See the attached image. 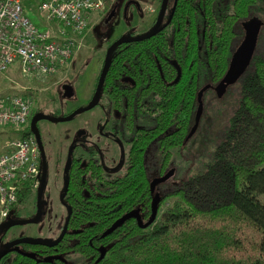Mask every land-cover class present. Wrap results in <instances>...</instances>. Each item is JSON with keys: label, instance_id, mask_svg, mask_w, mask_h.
I'll return each mask as SVG.
<instances>
[{"label": "trees", "instance_id": "obj_1", "mask_svg": "<svg viewBox=\"0 0 264 264\" xmlns=\"http://www.w3.org/2000/svg\"><path fill=\"white\" fill-rule=\"evenodd\" d=\"M262 4L230 0L223 8L221 0H176L153 35L113 48L101 94L132 131L123 173L109 177L98 160L79 171L84 179H72L69 172V230L62 240L71 259L15 254L4 264H264V19L259 50L239 77L238 100L210 158L163 190L161 202L167 197L172 202L151 223L140 227L129 217L103 234L127 211L137 210L142 222L148 219L153 192L146 147L156 142L161 174L190 131L198 89L209 84L204 93L213 90L226 70L233 38L242 33L239 24L251 13L261 14ZM15 95L31 97L23 91ZM138 124L142 127L134 129ZM13 133L31 132L26 125ZM29 191L22 182L11 218L20 217ZM36 247L24 245L27 251ZM100 247L104 255L96 261Z\"/></svg>", "mask_w": 264, "mask_h": 264}, {"label": "rangeland", "instance_id": "obj_2", "mask_svg": "<svg viewBox=\"0 0 264 264\" xmlns=\"http://www.w3.org/2000/svg\"><path fill=\"white\" fill-rule=\"evenodd\" d=\"M114 0H112L113 2ZM117 1V0H115ZM119 6L115 12L110 14L111 19L104 28L96 27L102 20V13L105 10L92 16L91 21L86 27L83 34L77 38L74 53L67 64L60 69L54 71L48 76L40 79L24 72L19 65L10 64L6 70L0 72V94L15 95L16 93L25 92L31 94L33 104L31 110L39 108L48 115H65L77 106L85 103L91 91L93 90L96 75L101 67L106 46L114 39L122 35H137L144 28L148 27L154 19L160 0H118ZM230 0H221L222 7L225 8ZM111 2V3H112ZM172 0L167 1V7L164 17L168 16ZM263 11L261 14L255 12L245 19L255 18L259 22L264 19V4L261 5ZM23 8L26 16L37 27L44 28L53 25V22H46L36 11V0L23 1ZM153 8L154 12H148L146 9ZM227 10H230L228 7ZM99 20V21H98ZM241 22V23H242ZM92 29V27H94ZM239 24L238 29L240 30ZM242 30V26H241ZM260 30V29H259ZM103 36L104 40H100ZM129 36V35H128ZM240 40V38H239ZM238 37L233 38L230 45V53L234 50L238 43ZM259 47L255 45L254 52ZM240 78L235 82L228 84L221 93L216 90H209L200 97L201 112L193 131L188 133L184 144L178 148L172 149V162L167 169L172 168L173 172L169 178L155 186V191L162 193L164 189L169 187L174 180H179L187 175L197 172L202 168L204 162L210 158V152L214 145L222 138L226 128L228 118L232 108L238 100V83ZM69 83L73 86L72 97L61 96V84ZM104 103V100L101 101ZM106 115V107L100 109L97 105L79 112L73 118L66 121H46L40 122L43 131L44 141L50 153L56 146L61 154L58 156V168L56 171L57 178L50 172L48 181L44 187V195L42 198L46 210L37 222L25 223L11 226L9 233L13 235H29L31 237H43L51 235L50 222L56 221L53 217L57 207V193L59 184L60 170L62 169L63 153L68 145L69 134H73L77 127H83L86 130L84 138L92 137L94 141L101 142L105 137L99 135L97 123ZM26 126V125H25ZM24 126V127H25ZM13 126H0V150L6 148L7 142L13 138ZM99 135V136H98ZM146 155V168L149 176H158L159 155L156 148V142L151 143ZM59 152V153H60ZM116 155V154H115ZM209 155V156H208ZM117 163L116 158L109 167ZM111 169V168H110ZM124 167L113 169L110 174L121 175ZM173 175V176H172ZM35 188L31 189L25 201L19 205L18 214L20 217H28L34 211ZM50 199V200H49ZM49 200V201H48ZM172 202V198H165L158 208V213L163 211ZM51 204V205H50Z\"/></svg>", "mask_w": 264, "mask_h": 264}, {"label": "built area", "instance_id": "obj_3", "mask_svg": "<svg viewBox=\"0 0 264 264\" xmlns=\"http://www.w3.org/2000/svg\"><path fill=\"white\" fill-rule=\"evenodd\" d=\"M23 1L0 0V72L16 62L24 72L42 79L67 64L77 38L107 0H36L37 13L53 22L49 28L33 24ZM32 102L31 97L0 94V126L23 129ZM38 177L39 150L33 134L11 138L0 150V222L16 201L20 184L27 182L31 190Z\"/></svg>", "mask_w": 264, "mask_h": 264}, {"label": "flooded vegetation", "instance_id": "obj_4", "mask_svg": "<svg viewBox=\"0 0 264 264\" xmlns=\"http://www.w3.org/2000/svg\"><path fill=\"white\" fill-rule=\"evenodd\" d=\"M110 1L112 2V0H110ZM160 1H159V4H160ZM171 5H172V2H171ZM118 6H119L118 0L117 1L114 0L112 3H110L108 8L104 9L105 11L102 13V20L99 22V25L96 27H100V28L106 27V25L109 23V21L112 17V16H110V14L112 15V13L115 12V10H117ZM154 11H155V9L152 8V12H154ZM157 11H158V9H157ZM170 13L171 12L169 10L168 16ZM156 14H157V12H156ZM155 17H156V15H155ZM155 17L152 20L153 23H154ZM251 19H255V18H251ZM248 20H250V19H248ZM255 20H257V19H255ZM151 23L149 24L148 27H146L142 32H140L138 34L144 33L148 29H150L151 26L153 25V23H152V25H151ZM241 26H242V33L238 37V40H239V38H240V40L238 41L237 45L240 43V41L243 37V22L241 23ZM94 28H95V26L92 27V29H94ZM103 38H104L103 36H100L99 39L104 40ZM237 45H236V47H237ZM232 52L230 53V55L232 54ZM228 61H229V59H228ZM101 66H102V64H101ZM99 71H100V69H99ZM99 71L96 75L95 82H96L97 76L99 74ZM178 76H179V70L177 68L176 78ZM64 84L70 85L72 87V90H73V86L69 83H62L61 89H62V86ZM203 86H206V88H208L209 84H205ZM94 87H95V83H94ZM94 87L90 93L88 100L85 103H83L81 106L86 105L90 101V99L92 98V95H93ZM101 87H102V85H101ZM214 87L215 86H213V89H214ZM201 88H199L198 91ZM205 89L201 92V95L204 94ZM198 91H197V93H198ZM62 92H63V89L61 90V96L64 97L62 95ZM72 96H73V94L70 97H72ZM66 98H68V97H66ZM102 100H104V103L101 102ZM95 105H97L100 109L106 107V115L104 116V118H102L97 123V129H98L99 135H101L105 138L101 142L94 141V139L92 137L84 138V136L86 134V130L83 127L82 128L77 127V129H75V131L72 135L69 134L68 136H66V138H69V142H68V145L66 146L65 152L63 153L64 154L63 155L64 160H63L62 169L60 170V175H59V177H60L59 180H60L61 184H59L58 190H56L57 198H58L57 199L58 204H57V207L55 209V213H53V217L55 218L56 221L50 222L51 235H46V236L41 237V238H49V242H47L46 244H37V245H40V247H36L34 249V251L25 250L24 245L29 244V243H24V242L17 243V244H10V245L5 247V244L9 243L10 241H12L14 239H17V238L23 237V236L30 238L31 236L23 235V234L13 235V234L9 233V230H10L11 226H13V225L8 226V227H4L0 231V252L2 250H5V252H4V254H2L0 256V264H4V260L9 259V257L11 258L15 254H21V252H31L34 254V258H36V259H40L41 257H44V258L47 257L48 259H51V260H55V261L58 260V261H62V262H67V260L72 258L73 254L67 248L68 245L65 243L66 239L64 241L62 240L64 237V234L67 233L69 230L67 227V222H66V225L64 226V223H65V221H67L66 219L68 218L69 212H70V207L67 204V194H68L67 189H68V184H69V178L72 176V179H77V178L84 179L83 173H79V171L84 170V168L88 165V163H90L91 161L94 162L95 160H98V162L104 167V169L107 172L109 177H118L119 174L112 175V174H110V172L115 168H119V167L123 166V161H125V156H126V153L128 151V148H129V140L132 138L131 137L132 131L127 130V128H126L127 125L124 122V117L120 114V112L118 110H114V109H111L109 107L106 97L101 94V89H100V93H99L98 102ZM195 110H196V108H195ZM35 113L47 114L46 112H44L43 110H40L39 108L33 110L30 113L29 117L27 118V121L25 124V125L29 126V129H30L31 117ZM194 114H195V112H194ZM71 118H73V116ZM43 120L50 121V120L45 119V118H40V119H37L35 121V126L37 128L38 133H39V138L41 140V144H42V147L44 150L45 160H46V176H45L44 186H43V190H42V194H41V216H42V213L47 208V206H44L45 204L42 201L44 191H45L44 187L48 181V177L50 176V172H53V170H54L53 175L57 178L56 171H59V168H58L59 157L58 156L61 154L60 150L58 149V146H56L54 148V150L52 151V153H50V150L48 149L46 142L44 141L43 131H42V128L40 126V122ZM193 122H194V118H193ZM192 125H193V123H192ZM192 125H191V127H192ZM137 127L139 128L142 126H140L139 124L135 125L134 129ZM151 143H153V141ZM151 143L146 147L144 162H146L147 152H148L149 148L152 146ZM115 158H116L117 163L114 166L109 167L110 165H108L107 163H111L113 160H115ZM157 168H158V166H157ZM170 169L172 170V168H169V169L166 168L164 170V172H162L161 174L158 173V176L152 177V178L149 176V174L147 172V175L149 178V186H150V181L153 178H157V177L162 176L164 173H166ZM69 172H71V176L69 175ZM172 172H173V170H172ZM39 178H40V168H39L38 184H39ZM167 179H165V180H167ZM165 180H163V181H165ZM163 181H161V182H163ZM161 182L156 183L152 188L150 187L152 192H153L152 196L155 192H157L159 197H160L159 202L157 204V211H158V208H159V205L161 202L160 199H161L162 193H159L157 190L155 191V186ZM38 184H37V188H38ZM36 192H37V190L35 191V194H36ZM149 206H150V203H149ZM35 210H36V196H35V201H34V211L31 214H29L28 217H32L35 213ZM130 211H137V210L134 209V210H130ZM127 212H129V211H127ZM10 216H11V209L8 211L7 216L0 222V224L6 220H9V219H16V218H11ZM19 218H24V217H19ZM144 222H142V223H144ZM63 227H64L63 233L60 236V238L57 240V238L59 237ZM30 245H34V244H30ZM14 248H16V249H14Z\"/></svg>", "mask_w": 264, "mask_h": 264}, {"label": "water", "instance_id": "obj_5", "mask_svg": "<svg viewBox=\"0 0 264 264\" xmlns=\"http://www.w3.org/2000/svg\"><path fill=\"white\" fill-rule=\"evenodd\" d=\"M175 2H176V0L172 1L170 12L173 11ZM166 6H167V0H161L157 14H156V17H155V20H154V23L151 26V28L148 29L146 32L138 34V35H131V36L122 35V36H119L116 39L112 40L107 45L105 53H104L103 61H102V66L100 68L99 74H98L96 82H95V87H94L92 98L90 99V101L86 105L78 106L66 115L57 116V115H47V114H41V113H35L34 115H32L31 121H30V131L34 136V139L36 141V144H37V147L39 150V162H40V178H39V184H38V188H37V192H36V210H35V213L32 217L16 218V219H9V220L4 221L3 223L0 224V231L2 228L8 227L11 225H20V224H25V223L37 222L41 216V194H42L45 176H46V160H45V154H44V150H43V147L41 144V140L39 138V133H38L37 128L35 126V121L37 119H40V118H45V119H48L50 121H66V120H69L75 114L93 107L98 102L101 85H102V82H103V79H104V76H105V73L107 70L109 57H110V54H111L113 48L116 45L124 43V42H129V41H133V40H141V39H144V38H147V37L153 35L162 22V19H163L165 10H166ZM259 29H260V22L258 20L250 19V20L243 23V37H242L240 43L237 45V47L234 49V51L230 55L226 70H225L224 74L222 75V77L220 78V80L216 83V85L214 87V89L218 93H221L228 84L235 82L240 77V75L244 72L246 67L248 66L250 59H251V56L254 52V48L256 45V40H257V35L259 32ZM205 88H206V86H203L197 93V106H196V110H195V114H194V122H193L192 127L190 128V132L193 131L194 127L197 124V121H198V118H199V115L201 112L200 96H201V92ZM62 89H63L62 95L64 97H70L73 94L72 87L68 84H64L62 86ZM171 173H172V170L170 169L166 173H164L162 176L157 177V178H153L150 181V187L152 188L156 183L167 179L171 175ZM159 198L160 197H159L158 193L155 192L151 198V201H150V215L144 223L141 222V219H140L137 211H129V212L123 213L121 216L116 218L105 229L103 234H107V233L111 232L114 228L119 226L125 219H127L129 217H134L140 227H144V226L148 225L149 223H151L154 220V218L156 216L157 204L159 202ZM66 220H68V218ZM66 222L67 221H65L64 226L66 225ZM63 230H64V227H63L59 237L57 238V240L62 235ZM21 242L29 243V244H46L47 242H49V238H41V237H30V238H28V237L23 236V237H19L17 239H14V240L10 241L9 243L5 244V247L10 245V244H17V243H21ZM14 249H16V248H14ZM4 252H5V250H2L0 252V256L2 254H4ZM21 254L24 256H27V257H31V258L34 257V254L31 252H21ZM103 255H104V249L102 247H100L99 248V255H98L96 261L101 259L103 257Z\"/></svg>", "mask_w": 264, "mask_h": 264}, {"label": "crops", "instance_id": "obj_6", "mask_svg": "<svg viewBox=\"0 0 264 264\" xmlns=\"http://www.w3.org/2000/svg\"><path fill=\"white\" fill-rule=\"evenodd\" d=\"M145 29V28H144Z\"/></svg>", "mask_w": 264, "mask_h": 264}]
</instances>
